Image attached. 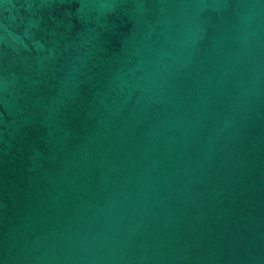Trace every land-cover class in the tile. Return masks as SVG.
<instances>
[{"label":"water","instance_id":"obj_1","mask_svg":"<svg viewBox=\"0 0 264 264\" xmlns=\"http://www.w3.org/2000/svg\"><path fill=\"white\" fill-rule=\"evenodd\" d=\"M0 264H264V0H0Z\"/></svg>","mask_w":264,"mask_h":264}]
</instances>
